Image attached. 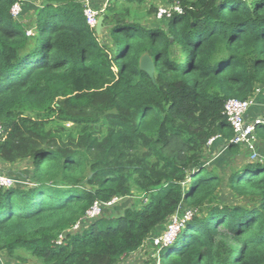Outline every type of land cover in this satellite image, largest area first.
I'll return each mask as SVG.
<instances>
[{"label":"trees","instance_id":"1","mask_svg":"<svg viewBox=\"0 0 264 264\" xmlns=\"http://www.w3.org/2000/svg\"><path fill=\"white\" fill-rule=\"evenodd\" d=\"M145 1L108 0L98 34L81 0H0V160L30 163L29 184L0 187V264H120L179 208L193 215L154 264H264V165L231 157L225 178L204 161L214 136L248 151L223 106L264 87V0H162L183 11L157 25ZM223 184L246 202L210 203Z\"/></svg>","mask_w":264,"mask_h":264},{"label":"rangeland","instance_id":"2","mask_svg":"<svg viewBox=\"0 0 264 264\" xmlns=\"http://www.w3.org/2000/svg\"><path fill=\"white\" fill-rule=\"evenodd\" d=\"M88 1H89L91 6L98 8V7L105 5L108 0H88ZM23 2H25V1H23ZM23 2L20 3L22 7H23ZM39 4L40 3L38 1L27 2L24 5L23 9H24L25 13L26 12L29 13L35 8L36 5H39ZM162 6H165L164 2L162 0H147L142 5H139V6L136 5L135 10L137 11V13L143 14V17L141 18V21L143 24H150V23L156 24V25L157 24H164L165 23L164 20H166V19H157L155 17L154 13L146 15V13H148V10L151 7L159 8ZM24 11H22V12H24ZM28 32H31V34H32V30L28 29ZM262 97L264 98V92L262 93ZM262 112L264 113V106H263ZM245 120H246V118H245ZM66 126H69V125L67 124ZM210 149H211V152L206 154V156L204 158L205 165L207 167H211V164L217 165V167L221 166L218 172L221 173L223 175V177H225V178L227 177V174H228V173H225V171L227 170L226 166L228 165V162H229V161H227V159H231V157L234 158L237 163H240L246 159V160H250V161H254V162H259V163H262L264 165V146H262L260 148V150L257 149L254 151H251V150L245 151V149L243 148L240 151V154L236 155V154L230 153L228 151V147H227L226 142H224L222 140H218L211 145ZM251 156H253L254 158L251 159ZM217 160H220V162ZM218 164H220V165H218ZM29 169H30V163L28 160L17 161L14 164H6L5 162L0 160V172L5 173L10 178H12L14 180V185H16V186H25L26 184H29L27 177H25L28 174V172H30ZM141 200H142V195L140 193L134 192L132 197L125 198L123 201H117V202L113 203L112 206H109V207L104 206L102 208L101 214L97 218L103 216V214L105 213V209H107V210L108 209H116L115 212L118 213L119 210L117 212V208H119L120 205H121V207H124V206L128 205L129 203H135L137 205H140L141 203H139V202ZM211 201H210V203L219 202V203H224V204L246 202L245 199H243V197L237 196L236 194L232 193L225 186V184H223L220 188H218V191L216 192L214 199H211ZM207 206L204 205L203 209H206ZM177 213H178V216L182 217L184 211L182 210V208H179ZM106 214L107 213H105V215ZM91 221H93V220H91ZM91 221H89V222H91ZM165 228H166V225L160 231V233L155 235V236H153V234H151L149 236V238L146 240V242L144 243V245L139 250L130 254L128 257L124 258L120 264H154V262L151 260L150 257L153 256V252L157 251V249L160 246L159 243L155 244L154 239L160 238V236H162ZM176 235H174V236H176ZM174 236H173V238H175ZM173 238L170 239L168 243H170L173 240ZM26 257H27L28 262L30 264L37 263L32 257L27 256V255H26Z\"/></svg>","mask_w":264,"mask_h":264},{"label":"built area","instance_id":"3","mask_svg":"<svg viewBox=\"0 0 264 264\" xmlns=\"http://www.w3.org/2000/svg\"><path fill=\"white\" fill-rule=\"evenodd\" d=\"M82 6H83V14L86 19V23L90 27H94L97 18L99 15H102L106 4L95 8L90 5L88 0H81ZM21 11V6L19 3H15L11 9L10 13L13 16H18ZM182 7L179 5V3H174L168 6H162L157 8L156 11V18H169L173 15V13H182ZM28 34H31V32H27ZM259 91V87H257L252 95L251 98L247 100H238L235 98H229L225 101L223 106V114L226 116L227 121L231 125L234 135L233 138L230 140V143L233 144H242L246 145L248 149L251 151L253 150V144L250 143V140L254 138V130H255V124L259 123L261 120H256L255 122H246L245 115L248 109L253 105L254 102V96ZM3 130L0 126V136L2 134ZM216 139V136L210 138L207 142V145L210 146L212 142ZM254 157L251 156V159ZM14 185V180L10 178L9 176L5 174H0V187L2 188H9ZM121 198H114L111 201L107 203H101L98 201H94L93 204L87 209L86 214L84 216V219L86 221H91L95 218H97L102 211V208L104 206H112L113 203L117 202ZM193 213L190 210H184L183 216H178V213L176 212L173 216L170 217L166 224V228L163 231L162 236L160 238H155V244L161 245V244H167L170 239L173 238L174 235H176L181 227L184 225L185 220H188L192 217ZM81 225L80 222H77L72 229L76 230ZM175 237V236H174ZM62 237L59 236V239L56 240V244H60L62 242ZM174 239V238H173Z\"/></svg>","mask_w":264,"mask_h":264},{"label":"crops","instance_id":"4","mask_svg":"<svg viewBox=\"0 0 264 264\" xmlns=\"http://www.w3.org/2000/svg\"><path fill=\"white\" fill-rule=\"evenodd\" d=\"M263 92H264V87L260 86L259 87V91L254 96L253 105L248 109V111L246 112V115H245L246 121L248 123L255 122L256 120H262L264 118V113L262 112L263 111V106H264V98L262 97V93ZM213 142H212V144H213ZM251 143L253 144V150H257V149L260 150L261 147L260 148L257 147L258 143H257L255 137L253 138ZM211 145H210V148H211ZM248 150L250 151V149H248Z\"/></svg>","mask_w":264,"mask_h":264},{"label":"water","instance_id":"5","mask_svg":"<svg viewBox=\"0 0 264 264\" xmlns=\"http://www.w3.org/2000/svg\"><path fill=\"white\" fill-rule=\"evenodd\" d=\"M103 28H104L103 15H99L97 18V22L94 26V30L96 31V33L99 34L103 30ZM138 65L141 71H144L151 79L153 78L154 64L151 57L148 54L144 53L143 55L140 56L138 60ZM251 142L252 139L250 140V143Z\"/></svg>","mask_w":264,"mask_h":264}]
</instances>
